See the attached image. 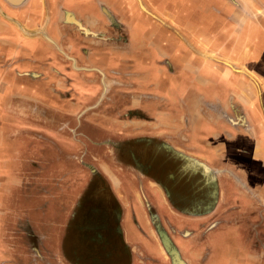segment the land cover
I'll use <instances>...</instances> for the list:
<instances>
[{"label":"rangeland","instance_id":"1","mask_svg":"<svg viewBox=\"0 0 264 264\" xmlns=\"http://www.w3.org/2000/svg\"><path fill=\"white\" fill-rule=\"evenodd\" d=\"M179 1L186 4L184 14L202 22L194 17L190 27L178 26L169 16L179 8L168 0L104 6L118 27L93 0H0V250L9 255L5 261L21 251L25 264H36L40 256L43 264H172L166 238L186 264H243L227 258L242 247L213 242L228 228L234 236L242 223L258 228L256 222H264V214L243 208L258 204L253 193L258 183L232 182L236 178L225 167L211 164L201 142L206 134L196 130L201 122H184L183 138L159 123L157 111L165 108L163 92L172 97L181 83L177 70L163 68L165 49H177L171 50L177 40L172 36L198 27L229 35L216 40L228 42L233 51L244 34V41L264 46L259 30L264 0H214L215 6L207 0ZM36 3L38 15L43 8L42 21L27 29L29 7ZM63 11L81 15L88 31L59 22ZM150 38L159 64H143L135 52ZM245 61L264 75V52ZM230 72L239 71L221 69L220 76ZM171 139L189 150L179 152ZM87 233L92 235L84 248L72 245L85 257L77 261L68 239L83 242Z\"/></svg>","mask_w":264,"mask_h":264},{"label":"crops","instance_id":"2","mask_svg":"<svg viewBox=\"0 0 264 264\" xmlns=\"http://www.w3.org/2000/svg\"><path fill=\"white\" fill-rule=\"evenodd\" d=\"M93 1L97 2L96 4L100 7L107 5L116 7L119 4L117 0ZM168 1L169 5L179 8L177 14L169 16L172 18V22L178 21V26H181L182 22H186L189 24L186 27H190L194 17L196 23L197 21L202 22L197 19V15L192 17L183 13L186 5L184 2L179 0ZM194 1L196 4L198 3L197 0ZM216 1L218 3L219 0ZM207 5L215 6L217 4L214 0H207ZM35 6H38V3L31 4L29 7L27 29L34 28V26L37 28L42 21L38 16H43V8L42 13L38 15L35 12ZM55 7L59 8L57 3ZM166 7L168 6L166 5ZM72 13L75 19L82 20L81 15ZM85 16L86 20L90 22L94 15L85 14ZM24 19L23 21H25ZM58 21L67 22L63 12ZM260 25L259 30L264 33V24ZM247 35H243L244 39L247 38ZM220 37H226L229 40V35L224 33L220 35L218 32H214V29L202 30L198 27L194 30L178 31V35L172 36L177 40L171 50L176 47L177 49L175 51L165 49L163 60L168 65L164 63L163 68L177 70V80H180L181 83L178 94L170 97V94L163 92L162 102L165 103V108L163 111H157V113H162L157 120L165 127H172L173 130H169L172 134H176L178 131L177 135L183 138H186V134L182 132L180 127L184 122L188 121L190 125L201 122V128L197 127L196 130L200 129L198 132L206 134V137L200 141L205 144L202 145L205 146L206 151L211 153V164L214 166L221 165V168L225 167L226 169L231 166L239 167L241 170L238 174L240 181L258 183L256 184L257 188L253 191L258 204L254 202L256 205L251 206L250 203L249 208L247 206L243 208L248 210L247 213L264 214V75L257 72L256 68H250L249 63L245 61L251 54L257 57L258 54L264 52V46L254 47L249 41L243 39L242 43L237 44L238 48L233 51L234 48H231L232 46L228 42L219 45L216 38ZM102 39L103 36L98 40L100 53L106 51V49H104L105 51L102 49ZM152 41L153 39L148 41L146 45L144 43L141 46H135V52L141 55L140 60L143 64L160 63L155 61L154 57L152 58L154 51H156L154 49L155 43ZM117 50L115 48L112 52L115 53ZM166 55H168L169 60L165 59ZM220 58L221 61L218 60ZM221 69L239 72L235 73L236 75L233 72L222 73L220 76ZM246 69L247 71H245ZM185 70L190 73L185 72ZM203 70L205 71L203 72ZM184 84L185 88H182ZM202 125L208 127L205 128ZM171 141L173 144L175 143L172 139ZM175 147L180 150H189L187 146L184 147L176 143ZM244 197H251V195H244ZM241 225L243 227L238 225L234 229L236 231L234 236L228 232L233 228H228L229 230H226L219 240L217 239L218 242H213V244L242 247L236 254L227 256L230 261L237 262L240 259L243 264H264V248H257V245L264 247V222L259 219L256 222L258 228H254L250 224L248 227H244L243 223ZM20 252L11 254L12 258L5 261L4 258L9 255L1 249L0 264H25L26 258L22 257ZM197 255L200 256V254ZM73 261L75 262V260ZM77 261L80 260L77 259ZM36 264H43L41 256L36 259Z\"/></svg>","mask_w":264,"mask_h":264},{"label":"flooded vegetation","instance_id":"3","mask_svg":"<svg viewBox=\"0 0 264 264\" xmlns=\"http://www.w3.org/2000/svg\"><path fill=\"white\" fill-rule=\"evenodd\" d=\"M107 10V9H106ZM63 13H64V18H65V20L69 23V22H71V23H74V25H76V27H78L79 29H80V31H83V28H87L86 27V25H85V22L83 21V20H79V19H75V17L73 16V13L71 12V11H63ZM114 18V17H113ZM115 19V23L114 22H112V24L113 25H115V27H118L117 25H118V20H117V18H114ZM76 21H77V23H76ZM88 29V28H87ZM183 151V150H182ZM180 149H179V152H182ZM179 165H181L180 163H179ZM167 166V163H165L164 165H163V167L165 168ZM223 171L225 172V173H227L232 179L233 178H236V179H233L232 180V182L233 181H237V180H239L238 178L240 177L239 175H234L235 173L233 172V171H231V170H228V169H226V168H223ZM113 217H114V213H113ZM112 229L114 230L113 232H114V235L116 236V233H117V231L115 230L116 229V227H115V222H113L112 223ZM94 231V230H93ZM116 232V233H115ZM187 232V231H186ZM111 234H112V232H111ZM92 235V234H91ZM91 235L89 236L88 235V233H87V238L85 239V240H83V242H82V240H81V238H79L78 239V237H75L74 236V238H69L68 239V247H69V251L72 253V256L75 258H77V259H79V260H82V261H85V257H82V258H80V254H79V256H78V253L77 254H75V248H73V244L78 248L77 249V251L79 250V248L81 247V246H83V248L85 247V243H86V240H87V242H88V240H90V238H91ZM114 235L112 234V239L114 238L115 239V237H114ZM80 240H81V242H80ZM162 241H163V244L164 245H166L167 247H168V254H169V257H170V262L172 263V264H186V262H185V260L180 256V255H178L177 253H176V251L174 250V249H171L170 247H169V243H168V240H166V238H164V239H162ZM75 242H76V244H75ZM85 244V245H84ZM78 245H80V247L78 246ZM164 249L167 251V248L164 246ZM116 256H117V254H116ZM118 257V256H117Z\"/></svg>","mask_w":264,"mask_h":264},{"label":"water","instance_id":"4","mask_svg":"<svg viewBox=\"0 0 264 264\" xmlns=\"http://www.w3.org/2000/svg\"><path fill=\"white\" fill-rule=\"evenodd\" d=\"M10 1H14V0H10ZM105 8H106V7L103 6V9H104V11H106L107 16L109 17V20H110L111 22H114V23H115L116 21H115V19L113 18L112 14L109 13V11L106 10ZM76 23H77V21H76ZM87 31H88L87 28H83V32H87Z\"/></svg>","mask_w":264,"mask_h":264},{"label":"bare ground","instance_id":"5","mask_svg":"<svg viewBox=\"0 0 264 264\" xmlns=\"http://www.w3.org/2000/svg\"><path fill=\"white\" fill-rule=\"evenodd\" d=\"M249 69V68H248Z\"/></svg>","mask_w":264,"mask_h":264}]
</instances>
